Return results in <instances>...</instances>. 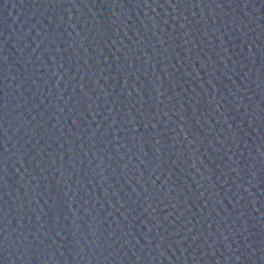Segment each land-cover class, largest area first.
<instances>
[{"label": "water", "instance_id": "95a60500", "mask_svg": "<svg viewBox=\"0 0 264 264\" xmlns=\"http://www.w3.org/2000/svg\"><path fill=\"white\" fill-rule=\"evenodd\" d=\"M0 264H264V0H0Z\"/></svg>", "mask_w": 264, "mask_h": 264}]
</instances>
